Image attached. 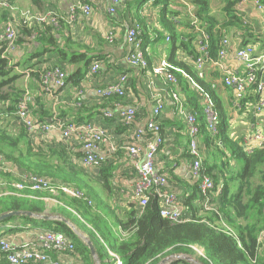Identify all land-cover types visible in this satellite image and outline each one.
<instances>
[{
    "label": "crops",
    "instance_id": "crops-1",
    "mask_svg": "<svg viewBox=\"0 0 264 264\" xmlns=\"http://www.w3.org/2000/svg\"><path fill=\"white\" fill-rule=\"evenodd\" d=\"M7 1L13 4V10L15 11L10 9L7 12L1 8L4 11L0 12V41L4 24L10 19L16 22L19 32V28L23 26L20 21L21 10L24 11V9L32 7L33 10L38 11L53 9L60 13H66L70 4L67 3V0ZM69 1L71 2L72 0ZM131 1L122 0L117 12L111 14L108 11L110 0H91L93 11L90 16H87V18L80 17L74 24L63 21L61 28L57 32L55 31V37L61 44H67L70 41L76 45L75 48L69 49L68 52L74 50L87 52L89 56L93 57L86 70L80 72L79 76L72 77L64 88L45 91L40 80V74L37 75L41 69L54 65L59 58L57 53H50L40 58L32 57V54L37 49L43 48L41 47L43 43L36 38L39 30L34 26L36 24L30 26L32 27L30 37L24 38L25 40L22 38L24 41L18 44V48L8 53L7 58L10 59V64L14 66L13 73L18 76L2 88L1 93L4 95V99H0V128L10 134H19L23 129L26 130L29 136L27 140L34 151L43 150L48 152L56 149L63 154L66 159H61L59 162L54 158L48 157L50 164L56 163L60 167L59 173L61 174L59 178L50 176L49 178L58 184L66 185L70 188L82 189L88 193L92 202L89 204L87 201L81 200L80 205L79 203L70 205L69 202H71L70 200L73 196L71 197L62 192L52 194L48 191H20L14 186V182L19 180L18 175L14 172L15 170H11L12 168L7 170L0 169V197L17 194L29 200L42 201L45 204L46 213L38 214V216L34 215L35 217L42 218L41 216L45 215L49 216L47 220H60L61 217L67 219L58 209V207H65L68 211L76 213L84 224L92 229L96 216L111 224L116 216L122 218L129 212L133 204L139 205L133 191L138 176L135 166L137 158L128 152L127 148L134 143L139 147L144 145V140L135 138V130L137 127L146 124L155 103V93L164 96L166 103L161 117L166 141L156 157L157 170L167 175L168 184L166 188L175 191L182 200L193 192L192 185L196 184V179L187 168L192 157L190 151H188L189 134L187 132L186 119L177 111L176 102L170 92L173 86L164 84L165 80L163 77L155 76L152 73V67L160 64L165 59L172 65L170 69L185 71V68H181L179 63H186L195 71L194 57L188 55L187 50L183 47V41L187 40L193 29L186 25V22H190V17L188 16V19L181 16L173 17L175 30L179 38L172 41L173 38L168 39L169 31L161 17H159L166 4L165 0L163 6H159L161 3L156 5L149 1L145 3L144 8L140 7L138 3L131 5ZM190 1L192 2V0ZM127 2L130 5H127ZM178 2L181 1L179 0ZM181 5L184 6L183 3ZM224 5L225 2L223 0H210L211 13L218 18L220 23L226 20L229 21V25L221 28V31L225 30L231 41L229 55L223 60L222 67L211 61L206 62L202 74L215 93H217L221 106L227 112L228 131L231 138L239 140L248 149L255 144L252 134L255 132V127L260 124L262 117L256 112L252 113L251 103L248 102L246 104L243 102V105L241 104L242 100H239L237 93L224 84L223 76L224 70H231L238 74H242L244 71L245 62L239 60L235 54V51L242 46L253 45L256 53L264 52V47H261L260 43H254L250 37V33L264 35V15L257 10L253 3L240 2L235 7V15L239 17V20H233L223 11ZM137 17L143 18L146 24L145 37L146 35L147 37L144 41L146 42L147 55L150 57V67L146 70L132 69L127 65L124 57L126 53L125 28ZM219 25L221 26V24ZM111 29L115 31V37L117 38L114 43L108 42L105 38ZM161 41L164 42L161 43ZM192 46L195 48V39L192 41ZM167 50L170 51L169 54L166 53ZM171 53H174L175 60L169 58ZM44 58L51 59L46 62ZM97 59L101 62L100 72L92 76L89 70L93 61ZM62 64L67 76L70 73L79 72L80 68L82 70L84 68V63L79 61L71 64ZM125 72L129 79L127 96L123 100L118 98L104 99L96 94L97 87L117 79L121 73L125 74ZM150 80H154V87L150 85ZM78 88L84 90V103L81 107L75 105V92ZM174 88L184 98V95L181 94L182 92H179L180 89ZM22 99L27 102L29 116L38 122H42L40 120L42 117L40 116L41 108L48 112L45 115V119H47L45 121L49 123L56 118L76 120L79 117L77 112L83 108L85 109L83 113L85 118L82 121H94L99 126L104 127L108 138L101 145L103 153L108 158L103 165L105 167L112 166L111 172H113V175L110 186H104L100 168L96 170V167L90 168L83 164L82 147L78 140L66 138L57 128L51 129L46 136L29 132L15 113ZM119 102L124 107L128 105L136 107L138 117L133 125L125 126L118 117H105L104 112L108 109H116L115 105ZM13 107L14 110H11ZM185 107L187 110H192L186 104ZM90 114L94 115L89 116ZM205 135L202 133L203 161L206 156L210 155L215 159V146L212 144L207 146L208 142ZM231 164H235L233 158L231 159ZM66 173L69 178H64ZM79 183L83 184V186H80ZM181 208L185 211L182 201ZM88 210L90 211L89 214ZM68 221L74 224L70 220ZM74 225L76 226V224ZM44 228L48 227L35 226L33 228L24 224L20 219H16L15 222L6 224V228L1 230V236L15 243L35 241L40 230ZM76 228L78 229L77 226ZM80 232L81 235H78L88 245L86 239L89 238L91 240L89 234L83 230H80ZM124 235H127V233H124ZM98 237L105 243V239L100 233H98ZM108 237L109 235L107 234ZM260 241L264 244V234ZM57 254L64 264H80L79 255L77 254ZM170 256H177L178 258L188 256L185 258L188 260L189 256L192 255L172 254Z\"/></svg>",
    "mask_w": 264,
    "mask_h": 264
},
{
    "label": "trees",
    "instance_id": "trees-1",
    "mask_svg": "<svg viewBox=\"0 0 264 264\" xmlns=\"http://www.w3.org/2000/svg\"><path fill=\"white\" fill-rule=\"evenodd\" d=\"M149 1H152L156 5L161 3V0H132L130 4L138 3L140 7L144 8L145 3ZM178 1L165 0L166 4L159 14V17H161L169 31L170 38H173L172 41L179 38L175 30L173 17L177 18L181 16L188 19L185 7ZM240 1L223 0L225 2L223 11L226 12L230 19L239 20V17L235 15V7ZM130 4L127 2V5ZM191 4L195 9V14L199 19L200 25L206 26L208 33L211 35V54L216 58L219 55L218 51L223 36L221 28L229 25V21L226 20L220 23L218 18L211 13L210 0H192ZM136 22L143 26V37L146 39V24L143 18H134L131 23ZM190 24V22H186V25L191 28ZM22 25L19 28L18 44L22 43L25 40L24 38H29L32 34L31 25L23 23ZM34 26L36 29H39L36 38L43 43V46H41L43 48L37 49L38 51L36 50L32 54V57L40 58L50 53H57L59 60L54 65H59L62 68H64L62 63L83 62V70L80 68L79 72L70 73L68 81L86 70L93 57L89 56L87 52L75 50L68 52L69 49L75 48L76 45L70 41L67 44H61L55 37V31H58L55 27L51 25ZM250 34L251 40L254 43H260L261 47H264V35ZM197 37V34L192 29V33L188 35L187 40L183 41V47L187 50L188 55H192L194 59L196 58V49L192 46V41ZM164 40L166 39L164 38ZM6 47V41L1 39V100L4 99V95L1 93L2 88L18 76L16 74L10 76L14 66L10 64V59L7 58ZM169 56L170 59L175 60L174 53H171ZM44 59L48 62L51 58ZM179 64L181 68H185V71L203 89L213 95L217 110L223 119L221 129L222 144L220 145L217 141L212 140L211 134L204 122L205 113L203 112L198 93L193 90L190 80L180 71L170 69L178 78V84L172 86L180 89L179 92H182L181 94L184 95L185 104L198 113L199 121L202 123L201 131L203 134H206L207 146H210V144L215 146V159L211 155L206 156L201 166L202 170L205 173H209L214 181L212 202L215 209L206 210L203 207L204 197L198 189L197 181L196 184L192 185L193 192L183 199V207L188 210V214L183 216L181 222H174L162 217L159 209V200L155 196H152L149 204L145 207L133 204L129 212L122 218L116 216L111 224L96 216L92 229L88 228L76 213L68 211L65 207H58V209L68 220L76 224L79 230H83L89 234L95 249H97L100 264H117L118 260L121 261V264H159L170 253L176 255H194L203 264H264V244L260 241L264 234V144L249 152L246 146L242 145L239 140L231 138L228 131L227 112L221 106L217 93H215L208 81L204 79V76L201 77L196 70L194 71L186 63ZM42 71L44 70L41 69L40 73ZM40 73L38 72L37 75ZM258 100L259 93L249 90L242 98L241 104L243 105V102L246 104L248 102L251 103L252 113L256 112L257 114L256 104ZM11 110H14V107ZM84 110L82 108L77 112V115H79L76 119L77 122H84L82 121L85 118L83 115ZM47 114L48 112L41 108L40 116L42 117L40 120H47L45 119V115ZM93 115L90 114L89 116ZM27 134L28 132L24 129L19 134H10L0 128V152L5 155L6 164L9 169L12 168L11 170L13 171L36 172L48 178L49 176L61 177L59 173L60 167L56 163L50 164L48 157L54 158L59 162L61 159L65 160V156L56 149L49 150L48 152L43 150L34 151L27 140L29 137ZM232 158L235 160V164H231ZM99 168L104 179V186L109 187L113 175V172H111L112 166L105 167L101 165ZM215 171L217 172L214 173ZM67 177L69 178V175L66 173L64 178ZM70 201V205H76V203L80 205L82 202L81 199L75 197ZM15 210L30 211L40 215L46 213L45 204L40 200H29L17 194L0 197V214ZM89 213L90 211L88 210ZM83 216L85 217V215ZM16 219H20L24 224L33 228L35 226H46L48 229L65 232L75 242L74 252L69 254L79 255L80 264H97L89 246L80 238L75 230H72L68 224L59 219L47 220L29 215H15L0 221V238L2 237L1 230L6 228V224L15 222ZM230 229L233 233L230 232ZM98 233L103 236L105 243L98 237ZM124 233H127V235H124ZM107 234L109 235L108 238ZM194 244L204 248L206 257L197 254L196 250L191 247ZM57 253L56 251L50 252L54 260L58 258ZM0 259V264H8L1 251ZM180 263L193 264L184 258L172 260L168 264ZM29 264L48 263L31 262Z\"/></svg>",
    "mask_w": 264,
    "mask_h": 264
},
{
    "label": "built area",
    "instance_id": "built-area-1",
    "mask_svg": "<svg viewBox=\"0 0 264 264\" xmlns=\"http://www.w3.org/2000/svg\"><path fill=\"white\" fill-rule=\"evenodd\" d=\"M122 0H110L108 8L109 13L114 14L121 5ZM186 8L187 15L190 17V25L197 34L195 39L196 58L195 70L203 77V68L206 62L211 61L222 67L223 60L229 55L231 41L225 30H222V40L218 56L214 58L211 54V35L208 33L206 26H201L199 19L195 14L190 0H180ZM241 3H253L258 11L264 15L263 0H241ZM0 5L7 9H14L13 5L6 0H0ZM93 11L91 0H72L68 6L66 13H60L53 9L47 11L24 10L20 11V21L23 24L39 26L51 25L56 29H60L62 22L74 24L80 17L87 18ZM19 32L16 22L8 20L3 27L1 39L6 41V53H11L18 48ZM125 62L131 68L146 70L150 67L148 56L146 55L145 41L143 37V26L136 22L130 23L125 28ZM108 42H115V31H108L106 37ZM170 36H168V39ZM236 57L245 62V69L242 74L234 73L231 70H224L223 82L227 87L232 88L241 101L247 91L253 90L259 93V100L256 104L257 114L260 115V124L255 127L252 137L255 141L253 146L247 150L252 152L255 148H259L264 144V52L256 53L253 45H245L235 51ZM101 62L94 60L91 64L89 73L96 75L100 72ZM172 65L165 59L160 64L152 67V73L155 76L164 78V84L177 85L178 78L170 70ZM40 73V80L45 91L57 88H64L68 84V76L66 70L59 65H50ZM187 76L191 82V86L198 93L203 112L205 113V123L211 134L212 140L222 144L221 141V124L222 117L217 110V105L211 93L203 89L199 83L185 71H180ZM127 74L121 73L119 77L105 85L96 88V94L104 99L118 98L122 100L127 95L128 89ZM154 80H150V85L154 87ZM174 88V87H173ZM171 89L170 92L176 102L178 113L182 114L186 119L187 132L189 134L188 151L192 160L188 163L193 177L198 182V189L203 195V207L207 209H215L212 202V193L214 181L209 173L202 170L204 153L202 151V131L198 113L193 110H187L184 98ZM84 90L78 88L75 92V105L81 107L84 103ZM155 103L147 119L146 124L139 126L135 130V138L144 140L142 147L136 143L129 145L128 152L137 158L135 162L138 176L134 184L135 197L138 199L140 207L149 204L152 196L159 200V209L161 216L174 222H181L183 216L188 214V210L181 208L182 198L173 190L167 189L168 177L166 174L157 170L156 157L160 149L164 146L166 138L161 124L162 112L165 110L166 103L164 96L160 94L154 95ZM116 109H108L104 112L106 118L118 117L125 126L133 125L138 114L137 109L133 105L124 107L120 102L116 103ZM16 116L27 128L29 132L46 136L53 128H57L63 136L68 139H75L81 143L82 162L86 167H100L107 161V155L102 151V143L108 138L107 131L104 127L99 126L94 121L77 122L74 119L64 120L56 118L53 122H38L29 116L27 102L22 99L18 105ZM0 169L7 170L5 155L0 152ZM19 180L14 182V186L20 190L48 191L50 193H64L69 196L87 201L91 204V200L87 192L76 187H68L52 181L45 175L36 172H24L15 170ZM181 199V200H180ZM224 224V222H222ZM225 225V224H224ZM230 232L233 231L230 229ZM199 256L206 257L204 248L198 245H191ZM75 249V242L65 232L52 230L48 228L41 229L35 241H26L23 243H15L8 238H0V251L3 253L8 264H29L31 262H42L48 264H64L57 258L53 259L50 252L72 253ZM178 258L177 256H173ZM117 264H121L118 260ZM212 264V263H211Z\"/></svg>",
    "mask_w": 264,
    "mask_h": 264
},
{
    "label": "water",
    "instance_id": "water-1",
    "mask_svg": "<svg viewBox=\"0 0 264 264\" xmlns=\"http://www.w3.org/2000/svg\"><path fill=\"white\" fill-rule=\"evenodd\" d=\"M99 167H96V170H98ZM15 215H29V216H38V214H35L33 212H30V211H24V210H15V211H10V212H5L3 214H0V221H3L9 217H12V216H15ZM42 218L44 219H49V216H45V215H42L41 216ZM60 220L64 221L66 224H68L72 230H75V232L79 235H81V232L80 230H78L76 228V226L74 224H71L67 219H65L64 217H61ZM86 239V238H85ZM87 243H88V246L89 248L91 249V252H92V255H94L95 259H96V263L97 264H100V259H99V256L97 254V249H95V246L94 244L91 242V240L86 239ZM188 261V260H187ZM165 262V260L163 261V263Z\"/></svg>",
    "mask_w": 264,
    "mask_h": 264
},
{
    "label": "rangeland",
    "instance_id": "rangeland-1",
    "mask_svg": "<svg viewBox=\"0 0 264 264\" xmlns=\"http://www.w3.org/2000/svg\"><path fill=\"white\" fill-rule=\"evenodd\" d=\"M7 1V0H6ZM68 2L67 3H70V1L69 0H67ZM8 2V1H7ZM9 3H11V2H9ZM12 4V3H11ZM163 4H164V0H161V4H159V6H163ZM13 5V4H12ZM67 6V5H66ZM4 9V10H6L7 12L8 11H10V9H6V8H3V7H1L0 6V12H3L4 10H2V9ZM29 9H32L33 10V8L32 7H29V8H27V9H24V10H29ZM12 11H15V10H13V9H11ZM162 42H164V41H161V43ZM166 53L167 54H169L170 53V51H166ZM12 74H14L13 73V71H12V73L10 74V76H12ZM221 126H222V124H221ZM79 185L80 186H83V184H80L79 183ZM3 214V213H2ZM170 255H172V254H170ZM170 255H168V256H166V258H164V259H162V261L159 263V264H168L170 261H172V260H177V259H180V258H174L173 256H170ZM186 257H188V256H184V257H182V258H186ZM165 260V262L163 263V261ZM188 261H190V262H192L193 264H203L200 260H199V258L197 257V256H194V255H192V256H189V259H188ZM180 264H182V263H180Z\"/></svg>",
    "mask_w": 264,
    "mask_h": 264
}]
</instances>
